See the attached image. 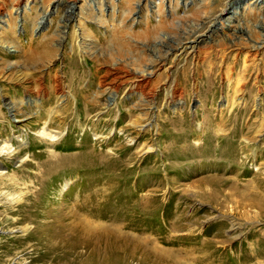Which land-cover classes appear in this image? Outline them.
Here are the masks:
<instances>
[{"label":"rangeland","instance_id":"374dc122","mask_svg":"<svg viewBox=\"0 0 264 264\" xmlns=\"http://www.w3.org/2000/svg\"><path fill=\"white\" fill-rule=\"evenodd\" d=\"M188 1L0 0V264H264V9Z\"/></svg>","mask_w":264,"mask_h":264},{"label":"bare ground","instance_id":"6f19581e","mask_svg":"<svg viewBox=\"0 0 264 264\" xmlns=\"http://www.w3.org/2000/svg\"><path fill=\"white\" fill-rule=\"evenodd\" d=\"M176 4H179V2H180V0H173ZM101 2V1H100ZM183 2H184V5H185V7H187L188 5H190V3H191V1L189 2L188 0H183ZM90 3V2H89ZM197 3V2H196ZM85 4V3H84ZM84 4L82 5V6H84ZM245 8H244V12H242V13H244L242 16L244 17V15L247 13V12H250V13H252L254 10H256V11H258V10H261L262 8L264 9V0H246L245 1ZM90 6H92V4H90ZM152 7H154V8H156V14H159L160 13V10H159V8H158V4H156V5H154V6H152ZM28 8H31L30 7V3L28 2L27 4H26V6L24 7V11L25 10H27ZM171 9L170 10H172V13L174 12L173 10V6H171L170 7ZM92 10V9H91ZM46 11H47V9L45 8L44 9V13H46ZM83 11V7L81 8V13H83L82 12ZM245 11H246V13H245ZM236 13V12H235ZM88 18L90 17L89 15L87 16ZM231 17V16H230ZM45 18V17H44ZM79 20H81V18L79 19ZM98 21L99 22H103V19L100 17L99 19H98ZM7 22V21H6ZM80 23H81V21H80ZM6 24H8V23H6ZM238 24L239 25H237V27H236V25H234V26H231V30H229L228 31V33H229V36H232V37H235L236 39H242V37L246 34L247 35V33H248V30H246L245 28H243V25H242V19H240V21L238 20ZM198 26H199V24H197ZM120 26V25H119ZM0 27H2V25H0ZM4 27V26H3ZM121 27V26H120ZM183 27V26H182ZM232 28H233V30H232ZM183 29H186V27L185 28H183ZM218 28H215V29H213L212 30V35H211V37H216L217 36V39H218V42H222L223 40H224V37H223V34L221 35L220 33H219V30H217ZM156 30H157V32L159 33V32H161L162 31V26H161V23H160V21H158V25L156 26ZM123 30L121 29V32H122ZM120 32V33H121ZM155 32V31H154ZM157 32H155V33H157ZM196 32H197V30H196V28H194V30H190V31H188V32H185V36L184 37H182L181 39H179L178 41L179 42H177L178 43V45L180 46H178V49L179 48H186V47H188L187 46V44H189L191 41H193V42H195L196 43V41H197V39H196V36H195V34H196ZM119 34V33H118ZM184 34V33H183ZM228 35V34H227ZM117 37V39H119V38H121V34H119V35H117L116 36ZM192 37L194 38V39H192ZM220 38V39H219ZM192 39V40H191ZM0 42H2L3 44H7V42L4 40V39H1V41ZM12 42H13V47H15L14 49H15V51H17L18 53H19V55H24L25 53H26V50H25V48H22V47H18L17 45H16V42H15V40H12ZM176 43V44H177ZM260 44L259 43H254L253 45H252V48H253V50H254V53H257V51L260 49V46H259ZM193 48L195 47V45H193L192 46ZM17 48H19V49H17ZM177 49V48H176ZM48 52H47V54H49L50 53V50H47ZM178 51V50H177ZM161 59V58H160ZM165 60V58H163L161 61H164ZM156 63V62H155ZM137 65V64H136ZM136 70H137V75H138V79H137V81L135 82V84H133L134 86H135V88L136 89H139V90H142V92L144 93V91H145V89H146V87L148 86V83L150 82V80H151V77H152V74H153V72H154V69H151V67H144V64H138L137 65V67H136ZM129 71V70H128ZM134 72V73H135ZM131 73V72H130ZM136 75V74H135ZM108 84L109 85H107L106 86V90H108V89H112L113 87H114V84L113 83H109L108 82ZM104 85V84H103ZM132 85V86H133ZM134 88V87H133ZM174 90V89H173ZM175 91V90H174ZM170 94V93H169ZM173 95V94H172ZM171 96V95H170ZM144 100V99H143ZM13 106H11V107H9V108H11V109H14V108H12ZM57 133L58 132H56V131H53V130H46L45 128L42 130V131H40L39 132V134L41 135V136H48L49 138H51V139H53L54 140V138H55V136L57 135ZM42 173H43V170H41V175H42ZM29 175H30V173H29ZM35 177H37L38 176V174L37 175H34ZM31 177V176H30ZM34 185V184H33ZM32 187V186H31ZM33 188H34V186H33ZM31 191V190H30ZM17 199H20V194L17 196ZM31 199V198H30ZM29 201V200H28ZM31 204V203H30ZM39 205V204H38ZM21 206H22V204H21ZM25 206V205H24ZM30 209V208H29ZM43 210V209H42ZM19 211V210H18ZM27 211V210H26ZM33 211V210H32ZM37 211V210H36ZM50 211V210H49ZM39 212V211H38ZM33 213V212H32ZM50 214V213H49ZM51 215V214H50ZM37 216H39V217H41V211L38 213V215H36L35 217H33V216H28V217H23L22 219H21V221L22 222H29L30 223V221H34V220H36L37 219ZM56 216V215H55ZM38 217V218H39ZM59 218H61V217H59ZM64 218V217H63ZM56 219V218H55ZM65 219V218H64ZM57 220V219H56ZM63 222V221H62ZM67 222V221H66ZM21 223V222H20ZM91 223V224H90ZM31 224V223H30ZM71 225L73 226V223L71 224V222H68L67 223V225L66 226H63V225H61V226H59L58 225V230H61V231H66L65 229L67 228V227H69V228H71ZM82 225L84 226V228H85V230L86 229H91L92 228V222H90L87 218H83L82 219ZM96 226V225H95ZM30 228V227H29ZM28 229V228H27ZM31 229V228H30ZM82 229H83V227H82ZM33 232H34V234H35V236L34 235H32V236H25L26 237V244L25 245H28V246H31V247H33V250H32V252L30 253L31 254V262L32 263H35V264H47V263H49V264H70L71 263V261L68 259V258H66V257H68V256H74L76 253H78L77 252V250H76V248L77 247H79V246H74V245H71L70 246V244L69 243H64V244H68V249H66V247H63L65 250L62 252V250H61V252L63 253L62 255L60 254V253H58V250H55L54 249V247L52 248V247H50L49 245L47 246V245H42L41 244V222H38V224L36 225V227H35V229L33 230ZM47 232V231H46ZM27 233H29V232H27ZM36 234H38V235H36ZM46 234V233H45ZM47 234H48V232H47ZM50 234V233H49ZM48 234V235H49ZM53 234H54V232H53ZM66 234V233H65ZM117 234V233H116ZM118 235V234H117ZM120 235V234H119ZM46 236V235H45ZM124 236V235H123ZM129 236V235H128ZM48 237V236H47ZM54 237H55V235H53V239H54ZM59 237V236H58ZM57 237V238H58ZM44 238V237H43ZM51 238V237H50ZM23 240V239H22ZM45 241V240H44ZM52 243V242H51ZM58 243V242H57ZM58 245V244H57ZM2 247V246H1ZM60 249H61V247H60ZM60 252V251H59ZM79 254V253H78ZM63 256H65V257H63ZM77 257V256H76ZM76 257H74V258H76ZM77 260V259H76Z\"/></svg>","mask_w":264,"mask_h":264}]
</instances>
